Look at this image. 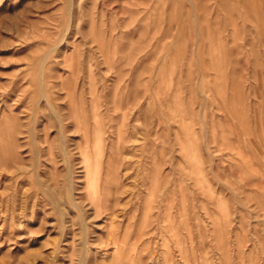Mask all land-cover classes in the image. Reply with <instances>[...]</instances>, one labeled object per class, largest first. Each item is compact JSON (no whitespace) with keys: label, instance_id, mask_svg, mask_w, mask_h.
I'll return each instance as SVG.
<instances>
[{"label":"rangeland","instance_id":"rangeland-1","mask_svg":"<svg viewBox=\"0 0 264 264\" xmlns=\"http://www.w3.org/2000/svg\"><path fill=\"white\" fill-rule=\"evenodd\" d=\"M0 264H264V0H0Z\"/></svg>","mask_w":264,"mask_h":264}]
</instances>
